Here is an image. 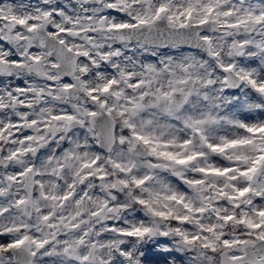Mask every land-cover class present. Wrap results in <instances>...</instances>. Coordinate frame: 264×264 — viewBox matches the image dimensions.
Instances as JSON below:
<instances>
[{
  "label": "clouds",
  "instance_id": "obj_1",
  "mask_svg": "<svg viewBox=\"0 0 264 264\" xmlns=\"http://www.w3.org/2000/svg\"><path fill=\"white\" fill-rule=\"evenodd\" d=\"M257 3L264 6V0H7L3 16L10 7L18 18L30 14L32 24L0 20V40L10 48L0 55V79L5 81L0 88V237L9 243L23 241L19 248L0 245V264H15L13 256L20 253L27 255L28 264H156L142 260L141 249L155 244L161 234H167L173 247L186 249L177 230L191 236L200 234L201 226L222 225L216 231L229 237L244 232L235 221L223 225L216 218L213 203L220 199L217 185L223 186L224 178L201 176L203 182H195L200 168L231 165L242 149L207 153L177 166L157 154L186 158L203 150L185 124L192 105L179 93L181 103L172 113L163 103L147 105L162 93H168L171 102L170 81L184 80L181 91L198 90V96H192L197 119L207 120L209 112L213 119L248 113L246 106L226 102V91L239 83L235 42L242 37L264 40V21L249 19L244 11ZM57 4L78 18L69 23ZM160 7L168 11L159 13ZM189 8L191 19L169 21L170 15ZM226 11L232 14L225 16ZM201 20L207 21L203 27ZM237 22V28L227 26ZM160 29L207 31L209 41L201 48L172 47L157 39ZM209 48L223 55H213ZM10 55L19 56V63L8 60ZM254 58L257 71L264 68V54ZM229 62L233 70L222 72L219 66ZM10 76L12 83L23 81L25 90L11 88ZM141 97L143 110L136 107ZM251 114L255 120L250 125L264 123V114ZM145 121L152 122L161 145L155 153L154 145L134 139V133L146 134ZM223 131L217 128L212 138L222 142L218 133ZM231 135L240 138L245 133L231 129ZM184 137L193 143L184 146ZM70 149L74 157L67 156ZM136 180L144 183L137 186ZM235 183L249 186L245 178ZM256 198L250 195L238 203L250 210L248 201ZM232 203L225 201L222 207L239 217L241 209ZM184 217L188 221L178 223ZM128 232L136 235L128 237ZM206 235L215 241L214 235ZM237 251L217 243L212 264H231L228 257Z\"/></svg>",
  "mask_w": 264,
  "mask_h": 264
},
{
  "label": "snow or ice",
  "instance_id": "obj_2",
  "mask_svg": "<svg viewBox=\"0 0 264 264\" xmlns=\"http://www.w3.org/2000/svg\"><path fill=\"white\" fill-rule=\"evenodd\" d=\"M14 2V0H13ZM246 2V0H242ZM7 5V0H0V20H10L15 21L19 25H25L26 23L32 24V18L30 14H26L25 18H18L17 15L11 11L9 7V15L3 16ZM44 7H47L45 5ZM59 15L64 16L65 13L66 20L71 23L73 20L77 19L71 13V10L57 4L55 6ZM168 11L166 7H160L158 12L162 13ZM209 12L212 11L210 7ZM248 15L249 19H256L257 22L264 21V6L260 3L252 4L247 9L244 10ZM193 9L189 8L186 13L181 12L178 16H169V21L174 19H180L181 17L185 19L192 18ZM232 13L226 11L225 16H230ZM86 16H90V13H85ZM118 15V13H116ZM143 23V21L141 22ZM207 23L206 20L200 21V26L203 27ZM241 22L233 23L227 25L231 28H237L240 26ZM35 25L28 28L31 32L34 30ZM181 28L186 27V25L181 24ZM53 29H49L52 32ZM67 28L62 29V32H66ZM157 39L163 41L165 45H170L172 47H187V48H201L205 43L209 41L208 32L202 31L199 33L193 32H182V31H170L165 33V30L160 29L157 33ZM63 43V41H61ZM237 52L236 57L239 58V72L237 73V80L239 83H233L232 88L226 91V97L229 99L226 101L232 104L233 107L246 106L249 110L248 113H241L238 116H233L231 118L227 117H217L212 118V113H208V119L205 120L203 117L197 119L195 117L194 111L198 106L193 102V93L198 96V90L194 89L189 91L187 88H183L181 91V86L185 84L184 80H171L170 81V93L172 96L171 102L168 99V93H162L161 96H156L155 99L147 105V107H158L160 103L167 106V111L172 113L177 107H179L181 100L176 99L177 94L182 97L183 102L192 105L193 114L185 117V124L190 125L193 131L195 142L199 143L202 147L201 152H197L195 155L188 156L186 158H177L176 155L167 152H159L157 155L167 161H173L177 166H183L189 163V161L194 159L203 158L207 153L213 154H225L233 153L234 150L242 149L238 154L235 155V160L231 165H225L223 168L208 167L200 168L198 174L195 177V182L202 183L200 180L201 176H214L224 178L226 183L223 186L217 185L219 191L217 195L220 197L219 200L213 203V207L216 209V218L223 222V225H228L229 223L235 221L237 224L244 226V232L240 234H233L229 237L223 232H217V227L222 225H214L211 227L200 228V234H193L191 236L187 234L180 233L177 230V237L182 239L183 245L187 248H181L179 245L173 247L172 241L167 238V234H161L162 238L158 239L155 244H149L141 249L142 260L145 261H155L156 264H185V259L187 258V264H212L214 254L217 252V243H222L225 249H237L235 254L228 257L231 264H264V207H261V202L264 201V142L258 143V140H264L261 134H264V123L252 124L250 121L255 120L256 115L264 114V68H260L257 71L259 65L254 58L257 54H264V40H252L250 38H241L235 42ZM10 51L9 45L3 40H0V55ZM30 52H36V48H31ZM208 51L213 55H223L222 53H215L211 48ZM189 60L191 58H188ZM8 60L12 62L19 63L20 57L17 55H10ZM162 63H164L162 61ZM169 67L171 68V61L169 60ZM183 67V65H180ZM220 70L222 72H231L233 70L232 63H228L227 66L221 64ZM154 71V70H153ZM174 75V73H170ZM155 80V77H153ZM68 83V81H65ZM147 83V82H144ZM9 84L11 88H15L17 91H23L26 85L23 81L16 79L12 83V77H9ZM140 81L136 82V86L139 87ZM5 81L0 79V88H4ZM149 89H151V84L147 83ZM107 90V89H105ZM184 93H187L185 95ZM148 95V94H145ZM155 95V94H153ZM141 103L137 104L136 107L144 109L146 107L144 103V97L140 98ZM134 103V101H132ZM22 112H26L27 108L20 109ZM0 113V116H3ZM56 119H65L63 116H56ZM14 122L17 121L16 117L12 118ZM31 119V117H30ZM145 133L139 134L134 133V139L140 141L145 145H154L152 151L155 153L156 148L160 147L156 136V132L152 129L151 121H145ZM217 128H223L224 131L218 133L221 136L222 142H218L215 138H212L211 133ZM231 129H239L245 135L240 138H235L231 135ZM103 131V129H101ZM27 136V133L24 134ZM72 141L68 140L67 144H71ZM193 143L188 137H184V146ZM79 145H75V148H79ZM76 155L74 150H69L67 153L68 157H74ZM59 164V161H57ZM65 163H69L68 160ZM90 165H85L89 167ZM17 171V170H14ZM238 178H245L249 186H237L235 181ZM137 186L144 183V180L134 181ZM256 196L254 200L248 201L251 209L248 208L241 209V205L238 203L244 200L248 196ZM65 196L64 199H68ZM225 201L233 202L232 207L241 209L240 216L226 214L227 209L223 208L222 205ZM22 203L23 201H18ZM143 203V201H140ZM201 213L205 209L200 210ZM259 218L258 221L256 218ZM48 219V217H45ZM188 217L178 220V223H186ZM73 228L76 225H72ZM215 236V241L209 239V235ZM128 237L136 235V233L128 232L125 233ZM69 243V241H65ZM23 241H17L15 243H9L6 237H0V245H8L9 248H19ZM160 245L161 251L153 252V249ZM37 247L41 248L42 251H46V245L38 244ZM127 250V246H125ZM13 260L15 264H28V257L24 253L14 254Z\"/></svg>",
  "mask_w": 264,
  "mask_h": 264
}]
</instances>
